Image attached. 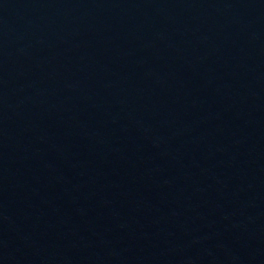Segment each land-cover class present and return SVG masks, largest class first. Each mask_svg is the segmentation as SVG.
Here are the masks:
<instances>
[{"label": "water", "instance_id": "obj_1", "mask_svg": "<svg viewBox=\"0 0 264 264\" xmlns=\"http://www.w3.org/2000/svg\"><path fill=\"white\" fill-rule=\"evenodd\" d=\"M0 264H264V0H0Z\"/></svg>", "mask_w": 264, "mask_h": 264}]
</instances>
